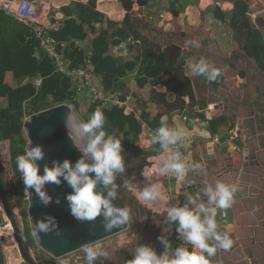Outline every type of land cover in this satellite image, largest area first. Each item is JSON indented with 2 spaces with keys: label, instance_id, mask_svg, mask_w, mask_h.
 <instances>
[{
  "label": "water",
  "instance_id": "obj_1",
  "mask_svg": "<svg viewBox=\"0 0 264 264\" xmlns=\"http://www.w3.org/2000/svg\"><path fill=\"white\" fill-rule=\"evenodd\" d=\"M242 1L253 12L251 14L253 24L260 31L264 40V0ZM120 2L125 11L134 16L136 14L144 15V8L151 6L149 0H120ZM135 5L139 6L138 11L134 10ZM62 12L61 8L53 7L51 9L52 14ZM62 15L63 17L59 19L61 27H65L70 19H74L78 24L82 23L76 14L67 15L62 13ZM170 21L174 27L173 35H163V29H150L153 35H147V37L156 38L163 45L164 51L171 53L170 59L173 61L179 62L183 50L192 52L198 60L201 57L210 60L215 66L222 69L223 79L218 84H216V81L206 82L200 76H190L183 66L178 67L174 73L175 83L172 86L164 83L166 90L160 92L167 108L182 114L189 104L202 102L211 111V114L216 116L217 106L222 103L230 104L234 109V116L242 115V117H245L244 120L253 122L255 114L261 120L260 130L262 134L260 138L264 140V70L259 67L257 59L250 57L247 53V46L253 43L250 23L246 19H243L241 24L238 25L231 23V27L235 32L234 40L237 44V49L233 51L230 50V43L219 44L213 37L210 39L209 32L205 33L204 38L198 37L189 28L176 25L175 19ZM188 39L198 40L201 47L198 49L184 47V43ZM203 42H208V44L205 45ZM221 48L225 52H222ZM239 74L250 77L251 82H248L247 78H242ZM171 98L172 100H170ZM61 105L69 106V104L64 103L50 107L33 114L24 123L29 142L33 145H42L45 151L44 160L38 162L41 174L45 163L51 166L53 160L62 162L67 158L74 163L78 159L75 147H73L71 140L67 138L64 132ZM224 128L229 130L227 126H224ZM250 128L252 133L255 134V127L251 125ZM196 139L194 160L205 166L207 170L206 178H216L238 186L239 190L235 194V203L232 205L231 211L234 213V225H237V230L240 232L245 231L246 227L244 226L249 221L254 222L251 210L256 207V199L264 197L263 188L256 187L259 182L258 179L251 176V173H261L260 168H254L252 165L258 164V162H252L253 159L246 152L239 155L232 150H229L226 158L223 156V150L216 153L203 139ZM250 142L252 143V141ZM208 143H212L211 138H209ZM2 160L3 154L0 148V202L12 227L13 237L22 258L21 264H50L49 257L60 259L72 255L80 252L85 244L93 245L123 231L130 238H134V243L129 247L124 246V248H120L117 244L111 248H105L104 250L109 252L111 260L103 261V264H126V261L132 258L130 249L134 248L136 244H150L158 254L163 252V245L159 243L157 237L161 235L160 228L163 226L164 217L160 215L155 217L150 214V211L140 204L128 188L122 187L125 177L130 179L133 174L138 176L143 169L142 160L135 158L133 155L130 156L129 151L125 152L126 172L123 176H117L116 182L121 187L114 201L115 206L126 207L130 210V219L127 225L105 231L100 217L91 222L77 221L70 214L68 202L65 199L66 194L72 191L71 187L63 181L60 185L47 184L45 187L48 194L52 196V202L45 207L38 202V198L32 193L29 209L32 218L30 228L32 231V225L35 221L42 219L45 214H49L58 220L60 234L57 235L53 232L41 233L39 239L33 237L34 246H30L25 237L21 192L14 184L12 192L8 191L6 186L8 179L3 177L1 171ZM129 164L130 166H128ZM189 179L194 180L195 184L181 191L187 190L195 194L201 187L200 184L205 177L190 176ZM167 187L169 191L173 192L172 187H175V180L169 183ZM57 197L60 198L59 204L56 203ZM257 205H260L259 201ZM154 217L157 219L156 223ZM258 217H264V210L258 211ZM149 220L151 222L145 225V222ZM131 226L134 227V232L132 229L128 230ZM166 232L168 231L166 230ZM168 239L171 240V237H168ZM114 249L117 250L114 252ZM219 254L220 250L213 257L215 264L219 262ZM73 263L85 264L83 253L80 255L79 261L76 257H73ZM96 264H101V261L98 260Z\"/></svg>",
  "mask_w": 264,
  "mask_h": 264
},
{
  "label": "clouds",
  "instance_id": "obj_2",
  "mask_svg": "<svg viewBox=\"0 0 264 264\" xmlns=\"http://www.w3.org/2000/svg\"><path fill=\"white\" fill-rule=\"evenodd\" d=\"M184 47L198 49L201 45L196 39H188ZM189 68L192 75L202 76L206 82L216 81L222 75L221 68L203 57L191 63ZM104 125L105 115L99 109L86 121L69 110L64 126L80 157L74 163L67 158L62 162L53 160L51 166L45 163L41 174L38 162L44 160L45 151L42 145L30 142L24 153L16 157V168L24 188L34 193L41 205L46 207L52 202L45 187L47 184L66 182L72 189L65 199L73 218L91 222L100 217L105 231H111L127 225L130 210L114 204L121 187L116 182L117 176L126 172L122 136L109 134ZM205 135L207 133L197 128L187 129L178 121L170 124L167 116H161L159 127L151 136V143L159 145V154L150 167L142 169L143 186L133 187V174L132 180L123 179L122 187L129 188L142 206L163 215L165 224H174L183 243L173 248L167 236L161 234L157 239L163 245V252L158 254L150 244H136L130 249L132 258L126 264H211L218 250L231 248L233 241L229 233L233 226L226 224L225 231L221 232L216 217L218 211H225L235 203L238 186L216 178L207 179L205 166L193 160L190 152L181 151L189 146L190 138ZM190 176L205 177L199 190L195 194L183 191L185 200L182 204L170 203L162 178L174 177L176 194L180 195L182 189L195 184ZM56 203H60L59 197ZM156 220L154 217L155 223ZM49 232L59 235V222L56 217L45 214L32 225L31 235L39 239L41 233ZM81 251L85 264H96L98 260L103 264V261L111 260L109 252L99 246L85 244Z\"/></svg>",
  "mask_w": 264,
  "mask_h": 264
},
{
  "label": "trees",
  "instance_id": "obj_3",
  "mask_svg": "<svg viewBox=\"0 0 264 264\" xmlns=\"http://www.w3.org/2000/svg\"><path fill=\"white\" fill-rule=\"evenodd\" d=\"M97 1L88 0L86 3L78 1L73 2L71 6L63 7L64 14H76L81 24L70 19L65 27H61L58 19L52 16L51 20L55 27L52 28L50 34L57 42L58 49L63 52L69 67H79L85 63L87 57H90L95 73L100 77L109 76L113 88L120 92L126 86L124 78L133 72L137 75L136 83L142 87L149 84L157 85L158 79L162 77L167 85L172 86L176 81L174 75L176 69L185 64L188 56H185L180 64H176L170 61L166 54L156 57L152 48L148 47L134 60L113 56L109 53L110 45L117 46L129 38L141 39L132 28L128 15L123 24L117 26L112 35L113 41L109 40V32L103 30L94 37L90 52L76 43V41L87 39L86 27L92 28L98 23L105 22L106 17L98 10ZM172 5H175V2H172ZM248 12L247 4L241 0L237 1L234 9L227 14L219 7L213 9V14L216 15L218 21H227L232 24H238L242 18L247 19ZM254 35L253 45H251L264 54L259 31L255 30ZM39 46V40L30 27L0 10V148L3 154L1 171L4 178L8 174V178L13 180L6 184L9 192H12L14 184L22 195V180L16 168V157L23 154L29 144L24 130L26 117L60 104H74L76 111L84 115L85 121L96 110H101L105 115V130L116 137L122 136L123 149H128L131 154L142 158L144 164L148 158L159 154V145L153 144L145 149L137 143L144 131V126L152 132L159 127L161 116L167 115L165 111H159L155 117H152L148 112L127 113L126 105L100 107L93 101L90 94L78 95L71 84V79L56 72L55 64L44 52L40 51ZM38 79L42 80L39 87L35 85ZM119 97L122 102H125L126 96L120 95ZM194 106L199 109L197 115L209 123V131L212 134H222L219 130L220 121L216 122V118H207L204 111L206 105L201 102ZM23 219L26 240L30 246H34L26 212L23 213ZM1 223L2 214L0 212ZM0 264H6L1 246Z\"/></svg>",
  "mask_w": 264,
  "mask_h": 264
},
{
  "label": "crops",
  "instance_id": "obj_4",
  "mask_svg": "<svg viewBox=\"0 0 264 264\" xmlns=\"http://www.w3.org/2000/svg\"><path fill=\"white\" fill-rule=\"evenodd\" d=\"M39 1L42 3L45 9V16H44L45 27L50 30H52V28L55 27L54 23L51 20L52 16H55L58 19V22L59 19L63 17L62 15L63 12L52 14L51 9L53 7L61 8L63 11V7L71 6L73 2H78V1L84 3L88 2V0H39ZM181 1L183 2L176 0H161V3L158 4L157 0H149L151 6L146 7V9L144 8V15L136 14L134 16L125 11V8L121 4L120 0H98L97 8L101 13L105 15L106 17L105 22L100 24L98 23L92 28L86 27V31L88 33L87 39L84 41H76V43L81 45L86 51L90 52L94 37L100 34V32H102L103 30H107L109 32L110 34L109 40L113 41L112 35L117 29V26H121L126 16L128 15L132 28L137 32V34H139L141 39L139 40L135 38H129V40L124 41L127 42V44H124V42H122L117 46L110 45L109 53L111 55L125 57L126 59L134 60L137 56L140 55V53H142V51L146 47H148V48H152L153 53L156 54V57H159L161 54H166L168 56V59L176 64H180L182 62V59L185 58V56H188L185 64L182 66L186 68V71L190 76H194L190 72L189 65L193 63V61H198L197 56L192 54V52L183 50V54L179 62L171 60L170 59V57L172 56L171 53L164 51L163 45L156 38L147 37V35H153L150 29H163V35H173L174 27L170 20L175 19L176 25L189 28L194 35L197 34L198 37L204 38L205 33L209 32L210 39L211 37H213V39L219 44L230 43V50L235 51L237 49V44L234 40L235 34H234V30L231 27V23L227 21L226 22L218 21L216 15L213 14V9L215 7H219L223 12L227 14L234 9L236 1L239 0H234V2H232L231 0H181ZM172 2H175V5H172ZM181 3H183L184 5L181 6L180 5ZM248 8L251 16L253 12L251 11L250 7ZM134 10L138 11L139 6L135 5ZM5 14L9 15L7 13ZM13 19L17 20L16 18ZM254 30L259 31L258 29H256V27ZM208 42H203V43L207 45ZM124 45H126V47H124ZM221 50L222 52H225L222 48ZM136 77H137L136 72L130 73L127 77H125L124 80L126 86L125 89L122 90L121 92L113 88L109 76L100 77L96 75L95 79H96V84L100 89L106 91H113L117 93L119 96L120 95L126 96L125 102L127 105V110L132 109L137 114H140L141 112H148L152 117H155L159 111L163 110L167 113L166 116L168 117L170 124L174 123L175 121H178L189 130L193 128H197L201 132L207 133V135L205 136H193L192 138H190L192 142H188L189 146L187 148L181 149L182 152L185 153L190 152L193 160H194V148L197 144L196 138L203 139L216 153L223 150L224 151L223 156L226 158L229 154V150L238 151L241 154H244L245 147L241 146V144L233 140L232 132H235V129H231V130L224 129L222 134H212L209 131V123L206 120H203L202 117L197 115V111L199 109L194 106L195 104H189L182 114L181 112L167 108V106L163 102L162 96L160 95V92L166 90L164 85V83H166V80L163 77L158 79L157 85L149 84L145 87H142L136 83ZM170 100H172V98ZM204 111L207 114L208 119L216 118V116L211 114V111L209 109L206 108ZM192 115L197 117L199 116L201 118V121L190 122L189 120L184 119L185 116H192ZM153 133L154 132H152L147 126H144V131L140 135V139L137 143L138 146L145 149L151 147L153 145L151 143V136ZM209 138L212 139L211 144L208 143ZM123 150H126V152L129 151L128 149H123ZM131 155L133 154L130 153V156ZM133 156L137 159L142 160V158L140 157H136L135 155ZM155 157L156 156H152L148 158L145 164L142 160L143 168L150 167ZM136 178L137 180L138 179L139 180L136 181L135 180ZM129 180H132V177ZM173 180L175 179H173L172 177L162 178V181L167 189H168L167 185L169 183H172ZM132 182H135L139 187H142L143 186L142 183H144V178L141 176V173L140 175L135 176ZM174 188L172 187L173 192L168 190V195L171 198L170 203L173 200L172 198L176 196V189ZM132 195L134 194L132 193ZM180 195H183L182 191ZM147 209L150 211V214L151 212L153 213L151 208H147ZM153 215L155 217L157 216V214L154 213ZM229 215L232 216L233 224H234V213L231 211V208L222 212L218 211L216 217L218 224L220 225V223H224L226 220L229 221L230 219ZM148 223L149 221H146L145 225ZM165 225L166 224L163 223V226L160 228V230L162 231L164 230V232L166 233ZM120 237L122 239L121 242L123 244L125 242V238H127L128 236L125 233H123Z\"/></svg>",
  "mask_w": 264,
  "mask_h": 264
},
{
  "label": "flooded vegetation",
  "instance_id": "obj_5",
  "mask_svg": "<svg viewBox=\"0 0 264 264\" xmlns=\"http://www.w3.org/2000/svg\"><path fill=\"white\" fill-rule=\"evenodd\" d=\"M243 19L245 18H242L241 21L238 22V24H241ZM246 20L250 23L252 40H254L255 25L252 21V15L250 16L249 12L248 18ZM261 39L264 47V40L262 35ZM252 45L247 46V53L250 55V57L256 58L259 67L264 70V54L260 53V51H258ZM239 75L242 76V78H247L248 82H251L250 77H246L243 74ZM221 78L223 79L222 75ZM220 79L218 78L216 80V84L219 83ZM244 118L245 117H242V115L234 116V109L230 104L222 103L216 107V122L220 121L219 130L222 133L225 129L224 126H227V128H229L230 130L235 129V132H232L235 133L233 140L241 144V146L245 147V152L253 159L252 162H258V164L252 165L254 168H260L261 173H251V176L257 178L259 181L258 184H256V187L263 188L264 190V140L260 138V135L262 134L260 130L262 122L258 119L255 114L253 117V122L251 120H244ZM251 125L255 127V134L252 133V130L250 128ZM250 141H252V143ZM236 153L239 155L241 154L238 151H235V154ZM258 201L260 202L259 206L257 205ZM255 204V209L251 210L254 222L249 221L246 226H244L246 227L245 231L240 232L239 230H237V225L235 226L233 224V219L231 215H229V221L226 220L224 223H220L219 230L221 232L225 231L224 226L226 224H231L233 226L231 232L229 233V236L232 239L233 243L231 248L228 250L220 249L219 262L216 264H264V217H258V211L264 210V197L257 198ZM150 222L151 221L149 220V223ZM175 227L176 226L174 224H166L165 228L168 232L165 233L164 230H161V234L166 235L167 238L171 237L170 242L173 248L178 246V233L176 232ZM129 229H132V231L134 232L133 226L129 227L128 230ZM133 243L134 238L131 237V239H126L125 242L121 245L129 247ZM115 244H117V239L108 243L104 247V249L111 248ZM117 245L121 246L119 244ZM81 254L82 251L72 254V256L77 257V255ZM211 264H215L213 258L211 260Z\"/></svg>",
  "mask_w": 264,
  "mask_h": 264
},
{
  "label": "built area",
  "instance_id": "obj_6",
  "mask_svg": "<svg viewBox=\"0 0 264 264\" xmlns=\"http://www.w3.org/2000/svg\"><path fill=\"white\" fill-rule=\"evenodd\" d=\"M0 10L9 14L11 17L16 18L21 21L26 26L30 27L39 40L40 43V51L44 52L48 58L55 64V70L59 74H62L65 77L71 79V84L75 91H77L78 95L83 96L86 94H90L93 98V101L98 103L100 107L109 108L112 105H126V102H122L117 93L113 91L102 90L96 84V73L95 67L92 64L91 58L87 57L85 63L79 67L70 68L67 60L65 59L63 52L58 49V44L51 36V30L45 27L44 16L45 9L42 3L39 0H0ZM127 44V42H124ZM126 47V45H124ZM42 80L38 79L35 81V85L37 87L41 86ZM127 106V105H126ZM133 110H127V113L132 112ZM30 116L26 117L25 121L29 120ZM184 119L189 120L190 122H199L201 118L198 116H185ZM25 130V128H24ZM26 131V130H25ZM27 132V131H26ZM235 133H232V137H234ZM192 142V140H189ZM175 179L174 177H172ZM22 180V179H21ZM22 202H23V213L26 212L30 220H32L29 209L31 206L32 192L26 190L24 188L23 180H22ZM171 203H183L185 198L183 195H176ZM1 203V202H0ZM2 214V223L0 224V246L4 253L6 264H21L22 258L18 252L17 243L13 237L12 227L10 230H7L8 220L3 212V209H0ZM4 217V219H3ZM125 233L124 231L117 234L115 237H119L120 234ZM10 234V235H9ZM8 238V242H7ZM9 238L13 239L10 241ZM108 239L100 241L98 243L93 244L92 246H99L102 249L110 243L105 242ZM118 241V240H117ZM103 243V244H102ZM183 241L178 236V245L182 244ZM15 248L21 258H15V256L11 253V249ZM66 257V256H65ZM80 255H77V261H79ZM64 259V257L60 258ZM50 264H58V260L49 257ZM61 264H74L73 256L65 261H62Z\"/></svg>",
  "mask_w": 264,
  "mask_h": 264
},
{
  "label": "rangeland",
  "instance_id": "obj_7",
  "mask_svg": "<svg viewBox=\"0 0 264 264\" xmlns=\"http://www.w3.org/2000/svg\"><path fill=\"white\" fill-rule=\"evenodd\" d=\"M158 1V4H160L161 3V0H157ZM157 3V2H156ZM216 8V7H215ZM69 106L72 108V110H73V114L75 115V117H77V118H79L80 120H84L85 121V118H84V115H82V114H80V113H78L77 111H76V109H75V106H74V104H69ZM26 136H27V132H26ZM28 137V136H27ZM30 143V142H29ZM125 152H126V150H123V154H124V156H125ZM7 176H6V178L8 179V181H12V178H8L9 177V175L8 174H6ZM141 178V177H140ZM136 181H138L137 180V178L135 179ZM142 183V182H141ZM142 184H144V183H142ZM132 185H133V187H139L135 182H132ZM22 186V185H21ZM129 189V188H128ZM130 190V189H129ZM131 191V190H130ZM132 192V191H131ZM133 193V192H132ZM151 214H153L152 212H151ZM3 219H4V217H3ZM30 219H29V217H28V224H29V227H30ZM126 234V233H125ZM122 235V234H121ZM121 235H119V237H113V238H110V239H108V240H106L105 242H111V241H113V240H115V239H117L118 241H117V244H119V245H121L122 244V239H121ZM127 235V234H126ZM128 236V235H127ZM126 239H131L129 236L127 237V238H125V240ZM7 242H8V238H7ZM103 244V243H102ZM95 245H96V243H95ZM94 245V246H95ZM11 253L15 256V258H19V261L21 260V258H20V256H19V254H18V252H17V250L15 249V248H12L11 249ZM75 254V253H74ZM70 257V255H68V256H66V257H64V259H56V260H58L57 262H58V264H61L62 263V261H66L68 258Z\"/></svg>",
  "mask_w": 264,
  "mask_h": 264
},
{
  "label": "bare ground",
  "instance_id": "obj_8",
  "mask_svg": "<svg viewBox=\"0 0 264 264\" xmlns=\"http://www.w3.org/2000/svg\"><path fill=\"white\" fill-rule=\"evenodd\" d=\"M60 108H61V112H62V118H63V122H64V118H65V114L69 111V110H71V112H72V114H73V110H72V108L70 107V106H68V105H61L60 106ZM74 115V114H73ZM75 116V115H74ZM63 127H64V132H65V134L67 135V138L69 139V137H68V134H67V131H66V129H65V126L63 125ZM71 143H72V141H71ZM73 144V143H72ZM76 149V148H75ZM76 153H77V155H78V158L80 157V153L76 150ZM3 207H2V204L0 203V209H2ZM7 230L9 231L10 230V228H11V225H10V222L8 223V225H7ZM10 235V234H9ZM9 240L10 241H13V239H11V238H9Z\"/></svg>",
  "mask_w": 264,
  "mask_h": 264
}]
</instances>
